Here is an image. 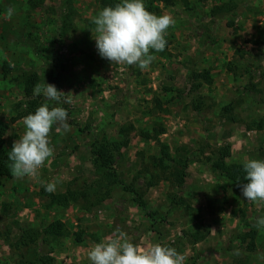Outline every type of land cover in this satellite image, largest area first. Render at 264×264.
<instances>
[{"label":"rangeland","instance_id":"obj_1","mask_svg":"<svg viewBox=\"0 0 264 264\" xmlns=\"http://www.w3.org/2000/svg\"><path fill=\"white\" fill-rule=\"evenodd\" d=\"M119 2L0 0V126L7 156L25 132L28 101L66 108L70 125L67 132L53 126L54 154L36 178L12 172L0 181V264H16L9 245L22 229L42 231L56 221L65 226V236L40 243L39 251L54 264H91V247L116 229L142 250L157 243L175 248L185 264H264V229L255 227L264 201H246L241 187L207 167L223 147L230 148L228 162L239 170L248 159H264V0L159 5L160 15L170 14L176 23L167 30L165 49L152 52L155 58L143 70L111 63L97 52L93 18ZM225 4L232 11L213 16ZM9 7L16 13L11 19L4 15ZM31 75L69 94L71 103L26 98ZM196 98L203 99L201 112L193 106ZM159 126L176 179L152 167L158 143L139 137ZM96 137L127 143L113 169L125 187L136 186L142 204L115 186L99 207L79 202L66 210L47 209V195L65 193L76 179L94 181L90 149ZM49 181H58L54 193L44 190L42 182ZM248 232L255 234L254 253L247 250L248 240L239 239ZM76 235H83L81 244Z\"/></svg>","mask_w":264,"mask_h":264},{"label":"clouds","instance_id":"obj_2","mask_svg":"<svg viewBox=\"0 0 264 264\" xmlns=\"http://www.w3.org/2000/svg\"><path fill=\"white\" fill-rule=\"evenodd\" d=\"M15 9H6L5 18L11 19ZM95 46L99 56L111 63L136 65L147 69L154 60L152 52H161L167 45L166 34L176 20L170 14L157 15L148 11L144 0H120L115 6L104 7L93 18ZM34 96L46 101L71 103L69 94L59 91L54 84L38 83ZM68 111L62 106L41 104L34 113L24 117L25 132L15 140L8 160L17 178H36L39 169L53 156L50 132L54 125L70 130ZM57 128V131H60ZM244 179L240 185L246 201H264V159H248L243 164ZM44 190L54 193L58 181L42 182ZM255 227L264 229V216L256 219ZM91 264H185V255L175 248L157 243L149 250H142L120 229L95 243L88 252Z\"/></svg>","mask_w":264,"mask_h":264},{"label":"trees","instance_id":"obj_3","mask_svg":"<svg viewBox=\"0 0 264 264\" xmlns=\"http://www.w3.org/2000/svg\"><path fill=\"white\" fill-rule=\"evenodd\" d=\"M178 2L183 5L188 6L186 0H148L145 3V7L148 11L160 15L159 5L164 7H175ZM232 7L229 4H225L213 9V16H218L220 14L230 13ZM60 39L55 41V44L59 46ZM57 51L58 49L55 48ZM55 51V53H56ZM53 64H55L53 62ZM56 67V65H55ZM203 79H208V73L203 74ZM38 84L37 75L29 76L24 84V95L26 98L31 99L33 96V88ZM40 105L32 100L27 102L26 116L29 113H34L36 108ZM157 109H160V102L157 101ZM193 106L196 111L201 112L203 109V99H193ZM257 130H262L263 124L258 125ZM130 130L134 131L133 127ZM165 133L164 128L154 127L151 132H139V137L144 141H155L160 147L159 157L152 158V167L163 173H167L170 178H178L177 169L170 164L173 163V159L170 154L169 147L159 141ZM5 141V129L0 126V181L3 179L12 178V170L10 167V162L8 156L4 149ZM127 146L125 142H109L106 138L94 139V143L91 146L92 155V167L94 168V181L87 183L86 181L79 182L77 179L70 184L69 188L65 193L60 195H47L48 205L47 209L59 208L66 210L71 205L81 202L86 208H96L106 202L112 193L115 186H121L125 192H129L135 196V201L138 204H142L140 200V194H138V189L136 186L134 188H127L118 178V175L114 173V166L117 163L118 157L120 158L121 151ZM231 158L230 148L223 147L219 148L213 154V158L207 163V167L212 173H219L224 179L230 182L233 187L239 189L246 180L244 179V170H239L234 164H230L228 161ZM147 172V171H146ZM1 186V182H0ZM137 198V199H136ZM65 226L60 222L56 221L50 223L42 231L34 229H22L21 236L16 243H11L9 248L13 254L17 256L16 264H54V259L50 255H44L40 251L41 244L45 243L49 239H61L65 236ZM239 239L247 244V250L250 253L256 251V246L254 243L255 234L253 232H248L243 235H239ZM83 242V235L75 236V243L81 244Z\"/></svg>","mask_w":264,"mask_h":264}]
</instances>
